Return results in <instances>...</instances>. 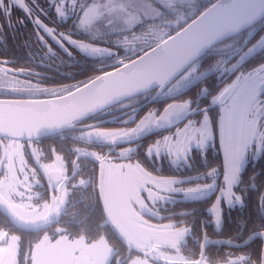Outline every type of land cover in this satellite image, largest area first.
Instances as JSON below:
<instances>
[{"label": "flooded vegetation", "instance_id": "1", "mask_svg": "<svg viewBox=\"0 0 264 264\" xmlns=\"http://www.w3.org/2000/svg\"><path fill=\"white\" fill-rule=\"evenodd\" d=\"M186 1L189 3L185 2V5H181L183 7L181 17L186 18L192 15L195 19L198 16L196 14L198 11L201 14L217 0ZM27 2L31 6V0H27ZM36 2L41 6H45L44 0H36ZM121 2L126 3L127 0H117V3ZM179 5L176 2L173 3V14L168 17L172 28L176 29L173 34L182 29L178 28V22L183 23L185 27L192 21L189 20L184 23L183 19H179L180 17H177L174 21ZM9 9L11 10L10 16L7 14ZM47 11L50 16L45 19L51 26V16L54 15V12L50 7L47 8ZM34 15H40V13L36 11ZM74 18L73 16L72 19ZM108 19V17L103 18L99 26H93L85 31L73 29L72 35L75 39L98 43L99 46L110 49L111 55L108 52H101L98 55L89 56L76 49L72 50V55H68L59 48H55L54 51L50 52L47 47L39 42L34 25L23 14L19 5H16L14 0H5V7L0 10V26H2L0 27V83H21L23 87H6V89L0 90V99L34 100L65 95L94 77L135 58L130 57L136 55V52L143 54L145 48L150 50L149 44L154 47L165 40L157 37V40L152 42V37L146 36L143 30H138L136 34L140 35L139 40H132L129 37L126 50L124 47L118 48L114 42L122 39L126 34L119 30H113L119 29L120 25L118 23L109 24ZM70 26V21L61 22L63 29L59 30L67 31ZM168 30L167 27L164 28L165 33ZM101 33L103 34L102 39L95 41L94 37ZM261 36H264V19L248 30L207 51L202 56L203 58L201 57L196 61L198 63L197 71L188 81H174L165 89H156L124 101L98 114L75 121L68 129L61 130L54 135L33 141L0 139V189H2L0 191V240L5 237L9 238L10 243L13 237L16 240L14 250L0 247V264H12L13 251L20 257L19 264H24L23 258L25 256L29 258L31 264H36L38 254L44 259L47 250L45 248L47 246L51 247L52 244L56 249V253L52 254V257L58 258V253H63L71 258V264H74L76 257L82 254L93 264L92 258L88 255V249L94 243L90 235L93 229V206L96 201L101 206L100 209L104 215L102 225H105V205L103 196L101 197L99 192V171L101 170L102 195L105 161L126 163L132 180L140 187L142 186V179L143 182L147 179H152L155 182L161 181L158 174L161 171V166H163L162 163L167 167H180L189 170L192 167L191 163L196 159V154L204 152L211 142L207 141L206 146L203 148L200 146L199 142L203 139L204 133L195 124L190 123V121L199 119L197 116H192V112L207 106L209 115L216 117L219 121V117L222 115V106L219 104L213 105L211 96L235 81L239 75H249L255 78L257 85L253 93L258 100H264V67H261L264 65V45L252 47ZM250 48L251 51H249ZM113 54H116V57H112ZM119 61H123V63H119ZM31 85H37V88H30ZM26 93H30V95ZM185 99L191 100L190 108L184 111L182 109L183 115L173 118L167 126L160 127H168L165 131L149 135L133 143V145L141 147V149L137 148L138 151L134 155H130L133 153L130 152L121 156L119 150L116 151L115 149L116 156L112 159L106 158L105 145L110 144L80 137L81 132L100 127H131L146 113L154 112L155 115H159L167 104ZM250 102L252 110L246 114L241 113L239 126L235 127L237 116L235 109L232 110L230 121V136L238 130V155L242 150L244 162L238 181L231 190L232 203L228 205L224 203L223 199H220L221 191L225 186V176L223 178L213 176V179L208 183L214 185V189L210 194L201 196L203 194L202 190L207 184H197L190 187V189L188 188L186 194L184 192V197L199 200L209 197L215 194L220 179L222 181L214 205L220 200L221 209L222 207L226 209L240 207L242 205L241 198L247 196L248 192L259 194L261 198H264V105H260L258 101L253 102L250 100ZM127 112L132 113L113 120ZM106 121L108 123L95 127V124ZM164 134L169 135L167 151L161 152L158 157L155 155L148 156L146 154L148 146ZM215 137L218 140L220 152H222L218 124ZM144 141H148V143L143 145ZM117 145L114 144V146ZM121 146L125 147L126 145ZM73 148L82 150V154L73 152ZM33 149H36V151L34 152ZM54 153L64 156L65 164L69 169H71V161L76 160L80 165L82 174L67 182L68 195L66 200L58 210H53L50 213L51 223L47 226L45 232L33 227L29 214L35 211H43L42 205L45 200L51 203L52 196L58 195V191L47 184L46 177L43 176L39 168L41 163L50 164L54 162ZM141 153L145 155L149 162L141 159ZM97 156L105 158L103 165L97 160ZM38 157H40L39 160ZM9 161L11 162L12 171L15 172V181L20 182L16 184L14 190H9L7 187L8 177L11 175L8 171ZM193 172L191 173V180H204L202 175ZM33 173L36 174L35 178L39 179L44 186L42 189L44 199L42 200L30 199V191L24 184L25 174L28 175V182L31 183ZM82 179L88 180V184L80 185L79 182ZM180 180L183 181V179ZM180 180H177L176 183H179ZM134 189L135 186L133 195L140 213L142 214L145 211L152 214V211L145 210L141 206L140 200H143L144 194L142 189L137 191ZM261 232L264 231H254L239 242L228 239L218 240L241 243L250 235L260 234ZM45 236H51L54 239L49 244L45 242ZM256 240L261 241L263 246V241L259 238L252 240L248 245ZM47 252L49 251L47 250ZM127 252H130L128 247ZM33 257H35L34 260ZM37 260L41 262L40 259L37 258Z\"/></svg>", "mask_w": 264, "mask_h": 264}, {"label": "snow or ice", "instance_id": "2", "mask_svg": "<svg viewBox=\"0 0 264 264\" xmlns=\"http://www.w3.org/2000/svg\"><path fill=\"white\" fill-rule=\"evenodd\" d=\"M16 5H19L23 14L31 20L32 24L35 27L36 35L39 42L47 47L50 52L54 51L55 48H59L68 55H72V50L76 49L81 53H86L89 56H95L101 52H108L112 54L110 49L103 48L99 46L98 43L89 42L87 40L75 39L72 35L73 29L76 31H85L93 26H99L100 21L108 17L109 24H119V30L124 32L126 35L122 39H118L114 42L116 47H124L129 43V37L132 40H139L141 37L137 35L138 30H143L144 34L149 37H160L161 39L171 38L167 44L161 47L158 50V54L153 55L148 53L147 48L144 49V52L147 55L144 57L142 62L137 65H133L132 68L127 73H121L119 79L101 82V90L104 88H114L117 87L120 80L122 79H131L133 76L140 72H152L154 69L159 67L161 62L166 59H175L179 61L181 70L176 73L172 78L173 81H188L190 77L194 76L197 71L198 63H196L197 58L199 57L202 49L213 43V40H206L204 37L208 33L210 26L215 23L214 19H210L202 24L200 27L196 28L194 31H185L180 36H173V32L176 31L175 28H172L171 23L168 19L170 15L173 14L174 9L171 6V0H127L126 3L121 2L117 3V0H44L45 6L39 5L36 0H31V6L27 0H14ZM239 0H221V4H216L214 8H220L221 5L231 6ZM245 3H248L254 7H257L260 11H264V0H244ZM5 7V0H0V10H3ZM50 7L53 9L54 15L51 16V26L49 22H46L47 17H49V12L47 8ZM38 11L40 15H34V12ZM11 15V10H8L7 13ZM197 15L200 14L198 11ZM75 17L72 19V17ZM183 19L184 23H187L189 20H193L194 16L189 15L186 18L180 17ZM71 26L67 28V31H61V22H69ZM23 22V21H21ZM2 27V26H0ZM167 27L169 30L165 33L164 28ZM183 23H178V28H183ZM239 27L238 25L236 26ZM102 33L94 37L95 41L102 39ZM264 45V36L259 37L256 40V43L252 45L253 48L257 46ZM149 48H152L153 45L149 44ZM251 51V48L249 49ZM136 56H141L140 52H136ZM7 63V62H5ZM123 63V61H119ZM261 67H264L262 65ZM235 82L230 84L228 87H225L219 90L215 95L211 96L212 104L221 105V112L223 113L217 121L216 117L209 115V108L206 106L202 109H197L192 112V116H197L199 119L190 121V123L195 124L202 133H204L203 139L200 140V146L203 148L206 146L207 141L215 140L217 124L219 125L220 132V141L221 144H225L226 135L230 137V129L228 125L232 118V108L230 106H225V96L229 91L234 88ZM147 88V86H145ZM70 90V89H69ZM250 100L257 102L260 105H264V100H258L254 93L251 94ZM86 102V101H85ZM191 106V100L185 99L180 102H173L172 104H167L164 107V113L169 112L170 109L179 107L183 110H188ZM94 107V105H90ZM88 109H85L81 112H75L70 114L58 113L56 115L42 114L32 125L26 129L29 139L33 137L39 138V132L46 126L51 130L53 127H60L63 125H72V122L78 117L83 116ZM150 116H155V113H149ZM97 135H103L102 133H97ZM229 149L231 145H228ZM35 152L36 149H33ZM73 152L82 154V150L73 148ZM22 158V157H21ZM97 160L103 165L104 157L97 156ZM243 158V151L241 150L240 154L236 156L235 162L238 166L240 160ZM38 160L40 157L37 158ZM43 176L46 177L47 184L52 187L54 190L58 191V195H53L51 198V203H43V211H35L30 213V222L33 227L45 231L47 226L51 223L50 213L53 210H58L60 205H62L68 195L67 182L74 180L78 175H81L80 165L76 160L71 161V169H69L65 164V158L61 154L54 153V162L50 164H39ZM8 171L11 175L8 177V189L14 190L16 184H19V181H15V172L11 169V162L9 161ZM238 167L234 169V172H238ZM36 174L33 173V179L29 183V177L27 174L24 176V184L30 191V199L42 200L44 199L43 184L39 179L35 178ZM94 179V177H93ZM88 180H80V185H87ZM235 182V180L233 181ZM230 191H231V185ZM40 189V190H35ZM2 191V189H0ZM214 205L213 208L209 211L214 216L217 225L219 226L221 222L222 209ZM229 204L232 203V200L229 199ZM256 238L264 239V232H261L258 236L257 234H252L249 237V241H252ZM54 237L45 236L44 240L47 243H51ZM16 240L13 237L11 243L9 238L5 237L0 240V247L6 249L11 248L14 250ZM24 264H31L29 258L25 256ZM35 257H33V260ZM239 261L243 262L245 257H239ZM247 259H251L250 254ZM20 257L13 251L12 264H19ZM236 264V262H233ZM261 264H264V250L261 252Z\"/></svg>", "mask_w": 264, "mask_h": 264}, {"label": "rangeland", "instance_id": "3", "mask_svg": "<svg viewBox=\"0 0 264 264\" xmlns=\"http://www.w3.org/2000/svg\"><path fill=\"white\" fill-rule=\"evenodd\" d=\"M175 2L180 5L178 6L177 15L174 17V21L177 17L182 16L183 7L181 5H185V2L189 3L186 0H171V6ZM155 40H157V37H152V42H155ZM135 56L136 55H133L130 58ZM112 57H116V54H113ZM234 82L236 86L227 94L225 106H230L232 110H236L237 116L235 119V127H237L239 126L241 113L243 112L246 114L252 110L250 96L256 88L257 80L249 75H239L238 78L230 84H233ZM36 86L31 85L30 88H34ZM6 87L22 88L23 85L21 83H0V90H4ZM26 94L30 95V93ZM183 111L179 107H175L170 109L167 113H164L163 110L159 115H155L154 117L150 116L149 113H146L131 127H100L89 131H83L80 133V137L87 140L104 142L105 144L110 145L134 140L148 131L155 130L161 126H167L171 123L173 118L183 115ZM229 127L230 123L228 125V128ZM98 132L103 135H97ZM197 136L199 135L197 134ZM168 137V134H164L157 138L154 143L148 146L146 154L148 156L155 155L158 157L161 152H164L165 150L167 151L169 146L167 145ZM229 144L231 145L230 149L228 147ZM237 144L238 130L230 137L226 135L225 144H221V150L225 160V186L221 191L220 199H223L224 203L228 205H230L228 203L229 199L232 200L229 186L231 185L232 190V187H234L235 183L238 181L239 174L244 165L243 158L240 160L238 166L235 162V158L238 156ZM130 145H126L125 148L119 150V154L123 156L135 151V148ZM237 167L239 171L234 172V169ZM234 180L235 182H233ZM131 182L135 186V191L142 189L144 185L151 186V184L154 185L153 187L155 189H161V184L164 183L162 181L155 183L154 180L148 179L143 182L142 179V186H137L135 181H133L130 176V171L126 163L105 161L102 181V196L105 205L106 222L113 227V229L122 238L128 249L133 251L135 254L126 261V264H187L185 256L180 251V245L185 241L188 229H174L171 222H162L157 224L148 221L140 213L137 207L135 197L133 195L134 186ZM171 188L173 187H170V189ZM168 189L169 188H167V190ZM213 189L214 185L207 184L206 187L203 188V194L201 196L210 194ZM152 194H154V192L150 194V197ZM144 200L145 199H141L140 201L141 206L145 209ZM217 202H219L218 207L221 208V201L218 200ZM217 202L215 205H217ZM212 221L216 223L214 216ZM50 246L51 247L47 246V248H45L49 252H47V250L45 251L44 259L38 254L37 258L40 259L41 262H39L36 258V264H71V258H69L66 254L58 253V258L52 257V254L56 253V249L54 244ZM113 253V249L108 245L104 238L95 239L92 246H89L88 249V255L92 258L93 264H110ZM245 261L246 260L244 259L242 264H245ZM201 264L209 263L204 260ZM227 264L231 263L228 262ZM237 264H241L238 258Z\"/></svg>", "mask_w": 264, "mask_h": 264}, {"label": "trees", "instance_id": "4", "mask_svg": "<svg viewBox=\"0 0 264 264\" xmlns=\"http://www.w3.org/2000/svg\"><path fill=\"white\" fill-rule=\"evenodd\" d=\"M146 143L148 141H144L143 145ZM131 146L135 148V151L130 155H134L138 149H141V147L133 144ZM123 148L125 147L119 145H105V157L112 159L116 156L115 149L118 151ZM196 155V159L191 163L192 167L189 170L180 167H167L162 163L163 166H161V171L158 174L161 181L164 182L161 184L162 188L155 189L153 184L151 186L144 185L142 188L145 210L153 212L152 214L151 212H142V215L148 221L157 224L171 222L174 229H188L185 241L180 245V251L185 256L187 263L197 260L203 235L210 239H228L239 242L254 231H264V198H261L259 194L248 192L247 196L241 198L242 205L235 209L222 207L219 226L212 221L213 215L209 209L214 205L222 180H218L215 194L209 197L200 200L184 197L188 188L190 189V187L197 184H208L213 176L224 177L225 162L216 137L214 142L211 141L207 145L204 152ZM140 157L142 160L149 162L143 153L140 154ZM192 172L202 175L204 180H191ZM180 179H183V181ZM177 180H180V182L176 183ZM168 186H173V188L170 189ZM167 188L169 189L167 190ZM152 192L154 194L150 197ZM100 208L101 206L96 201L93 206V229L90 236L93 240L104 238L113 249L114 253L110 264H126V261L135 254L131 250L127 252V246L122 238L106 222V215L105 225H102L104 215ZM261 250L262 243L259 240L253 241L242 249L208 246L205 249V255L201 263L205 260L209 264H227L228 262L231 264L236 262L237 264V258L243 256L246 260L245 264H261ZM249 254L251 259H247Z\"/></svg>", "mask_w": 264, "mask_h": 264}, {"label": "water", "instance_id": "5", "mask_svg": "<svg viewBox=\"0 0 264 264\" xmlns=\"http://www.w3.org/2000/svg\"><path fill=\"white\" fill-rule=\"evenodd\" d=\"M216 4H221V0H217L212 5L208 6L200 15L190 21L181 30L173 34V36L178 37L186 30L189 32L194 31L206 21L210 19L215 20V23L210 26L208 33L204 37L206 40H213V43L202 49L197 60L214 46L237 36L264 19V11H260L257 7L245 3L244 0H239V2L231 6L222 4L220 8H214L213 6ZM237 25L239 26L238 28L236 27ZM170 39L171 38L163 40L148 50V53H152L153 55L158 54V50L167 44ZM146 55L147 53H143L141 56H137L122 65L106 71L105 73L94 77L87 83L75 88L71 92L59 97L34 100L0 99V139L6 138L17 141L37 140L36 137L29 139L26 129L42 114H70L88 109L83 116L78 117L73 121L75 122L98 114L110 107L116 106L124 101L146 94L150 91L165 89L174 82L172 78L181 70L182 66H180L178 60H163L159 67L152 72L137 73L131 79L120 80L117 87L104 88L101 90L102 81L109 82L119 79L121 73L129 72L132 66L140 64ZM145 86H147V88H145ZM90 105H94V107H90ZM132 112H127L113 120L120 119ZM106 123H108V121L95 124V127ZM68 128L69 125H63L60 127H53L49 130V128L45 126L39 132L38 139L54 135L57 132ZM166 129H168V127L151 130L137 139L120 142L118 145L133 144L144 137L165 131ZM99 192L102 197L101 170L99 171ZM258 235L259 234H257V236ZM249 237L241 243H235L228 240L210 239L203 235L197 260L195 262H188L187 264H200L205 255V249L208 246H221L234 249L245 248L251 242L249 241ZM261 240L263 241L262 250H264V239ZM74 264H91V261L82 254H79V256L76 257Z\"/></svg>", "mask_w": 264, "mask_h": 264}]
</instances>
